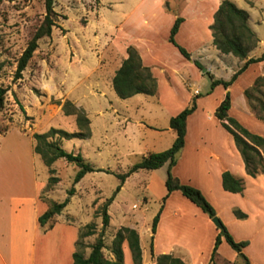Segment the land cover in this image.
<instances>
[{
    "label": "crops",
    "instance_id": "obj_1",
    "mask_svg": "<svg viewBox=\"0 0 264 264\" xmlns=\"http://www.w3.org/2000/svg\"><path fill=\"white\" fill-rule=\"evenodd\" d=\"M220 1L97 0L96 18H100L101 27L93 32V37L88 40L86 33L74 31L63 35V42L68 45L61 54L65 58L60 76L63 98L81 108L88 120L93 116L100 127L98 133L105 135L111 146L122 145L135 162L147 153L170 146L175 133L168 120L193 99L194 110L185 119L184 142L170 172L180 183L200 191L234 241H246L241 253L249 264H264V171L254 176L245 173L232 136L214 116L227 93V115L250 133L264 138V122L256 117L250 107L252 100L244 95V90L263 74L264 59L247 64L226 87H210L211 80H229L247 58L263 52L264 0H230L246 11L247 25L256 38L255 45L241 60L221 53L212 43L208 26ZM177 17L181 21L173 38L188 53L187 58L168 41L169 29ZM128 46L136 50L142 66L155 80L151 95L136 93L119 98L112 88L111 78L126 57ZM51 85L55 86L52 81ZM10 130L20 138L17 140L24 137L18 130ZM8 132L0 136V264H70L79 227L61 220L60 213L50 219L49 227L38 225L37 217L46 209V203L39 198L42 182L34 175V152L28 137L24 161L23 155H18L19 147L5 149L2 141ZM91 136L90 127L89 136L84 139ZM101 146L94 143L96 155ZM5 165L10 167L9 174ZM143 170L132 172L122 183ZM147 171L146 189L157 181L164 182L166 164ZM224 171L241 180L239 192L222 188ZM177 192L167 194L166 206L159 213L153 233L148 224L150 216L135 213L127 220L113 200L108 205V217L113 211L118 214L114 231L120 226L137 231L141 264H155L158 254L176 256L185 264H242L239 254L222 236L210 261L218 228ZM144 202L145 199L138 200L135 206ZM234 210L244 216L237 217ZM144 235L150 239L148 253L142 246ZM121 249L124 264H130L125 242Z\"/></svg>",
    "mask_w": 264,
    "mask_h": 264
},
{
    "label": "rangeland",
    "instance_id": "obj_2",
    "mask_svg": "<svg viewBox=\"0 0 264 264\" xmlns=\"http://www.w3.org/2000/svg\"><path fill=\"white\" fill-rule=\"evenodd\" d=\"M96 9L97 0H53V25L50 34L37 40V47L22 71L21 77L14 79L16 59L42 21L43 0H2L0 2V85L8 87L0 112V136L12 128L24 136L21 140H17L20 138L10 130L2 141L7 150L19 147L17 152L18 155H23V161L27 141L25 137L30 140L31 147L33 145L31 133L45 132L49 127L68 132L77 130L74 115H64L60 108L62 102L67 100L63 98L60 77L62 62L65 60L61 55L62 49L68 48L67 42H63V35L67 31H74L82 35L86 33L88 40L92 38L93 32L101 27L100 18H96ZM57 60L61 61L56 64ZM51 81L55 86L52 87ZM252 94L255 95L253 92ZM52 100H58L59 104L52 103ZM18 104L22 106L23 112ZM90 118L88 128L90 130L91 127L92 136L89 140L60 138L58 141L62 149L74 154L78 152L85 161L93 167L103 169L102 171L86 173L72 184L77 170L72 163L62 158L56 159L50 165L53 172L49 174L48 168L44 166L37 154L33 153L32 159L34 175L39 182H42L39 191L41 200L60 202L67 196V190L73 187V193L68 197L69 200L58 217L82 229L85 224H91L95 233L83 239L86 244L91 243L101 229L100 209L106 198L112 196L113 205L121 210V214H124L127 220L135 213L143 214L147 218L150 216L148 224L151 223L158 209L159 213L162 212L167 199L163 180L159 183L155 182L153 186L146 189L145 182L149 175L147 170L140 172L141 174L137 177L127 179L124 184L119 181L116 174L125 172L136 159L127 156L122 145L111 146L108 142L110 140L98 133L100 127L96 126L95 118L93 116ZM151 133L157 136L155 132ZM95 142L102 145L98 155L94 150ZM4 167L9 174L10 169L8 172L7 169L10 167L7 165ZM49 175L56 180L47 182ZM118 185L120 187L122 185V188L119 187L115 191ZM143 199H145L143 204L135 206L136 201ZM117 217L118 214L115 211L111 212L108 225L103 230V241L106 246L115 232V226L118 225ZM149 241V237L144 235L142 246L146 253L149 251ZM85 252H88V248ZM103 252L106 256L108 255L106 249Z\"/></svg>",
    "mask_w": 264,
    "mask_h": 264
},
{
    "label": "trees",
    "instance_id": "obj_3",
    "mask_svg": "<svg viewBox=\"0 0 264 264\" xmlns=\"http://www.w3.org/2000/svg\"><path fill=\"white\" fill-rule=\"evenodd\" d=\"M2 0H0L1 2ZM44 15L42 21L33 31L30 39L26 43L24 49L16 59L13 78H20L21 73L26 67L33 51L37 47V40L43 36H48L53 25V0H43ZM181 18H175L169 33L168 41L173 44L178 51L185 57L188 53L174 41V34L178 28ZM209 30L212 36V43L221 53H229L238 59L246 58L247 52L256 43L253 32L247 25V13L245 10L236 7L230 0H221L217 5L213 15L212 22L209 24ZM264 59V50L257 57L247 58L242 66L236 70L229 80H211L210 87L221 84L223 87L229 85L249 63L261 61ZM1 67V62H0ZM112 88L119 98H126L136 93L151 95L155 91V80L149 69L142 66L140 58L133 47L126 48V57L121 61L118 68L114 71L111 78ZM8 90L7 86L0 85V112L3 107L5 94ZM255 93V95L252 94ZM244 95L250 102V107L254 111L256 117L264 122V64L263 74L254 79L251 87L244 90ZM52 103L59 104L58 100H52ZM229 97L225 93L224 98L214 110V116L220 121L221 126L232 136L234 145L238 150L243 162L245 173L254 176L264 171V138L250 133L237 123L233 118L227 115L229 108ZM19 109L23 112L20 104ZM195 104L193 99L190 103L182 108L178 113L171 116L168 120V126L174 131L175 137L169 147L162 151L150 152L141 156L136 162L132 163L125 172L116 174L120 182H123L132 172L138 169L152 170L163 164H166V173L164 178V188L166 194L173 190H178L184 197L195 204L209 218L213 217L214 210L206 201L200 191L190 185L182 184L174 177L170 169L176 162L178 151L183 145L185 134V119L188 114L194 110ZM64 115L73 114L77 125L76 131H65L59 128L49 127L45 132H33L30 137L33 141L32 150L41 159L44 166L51 174L53 169L50 165L56 159L62 158L66 162L72 163L77 170L74 173L72 184L80 180L84 174L94 171H102L101 168L93 167L77 152L65 151L60 147L59 139L70 138H87L89 136L88 119L80 108L75 107L70 101L65 100L60 106ZM108 172L107 170H104ZM56 178L49 175L47 182H53ZM221 186L228 192H239L242 189V182L239 178H235L229 172L221 173ZM120 185L115 188L118 190ZM114 191V192H115ZM73 193V187L66 192V197L60 201H45L46 209L37 217L38 225L42 228L50 226V219L59 214L62 208L67 204L68 197ZM112 196L106 198L101 205V229L89 244L84 242V238L94 234L91 224H85L82 228H78L76 238L73 242V250L71 253L70 264H124L122 257L121 244L125 242L130 255V264H141V248L139 244L138 233L135 229L128 226L118 227L110 243L106 246L103 241V230L108 225L107 206L110 204ZM159 209L154 214L150 223V231L153 233L159 216ZM233 213L237 217L244 215L237 210ZM220 236L228 246L237 252L240 256L242 264H249L247 258L241 253V249L246 245V241H234L225 227L218 228L210 254V261L215 256V250L219 243ZM88 248V252L85 249ZM151 249V244L149 243ZM106 249V256L103 250ZM155 264H185L180 258L170 254H158L154 257ZM235 264V263H232Z\"/></svg>",
    "mask_w": 264,
    "mask_h": 264
},
{
    "label": "water",
    "instance_id": "obj_4",
    "mask_svg": "<svg viewBox=\"0 0 264 264\" xmlns=\"http://www.w3.org/2000/svg\"><path fill=\"white\" fill-rule=\"evenodd\" d=\"M211 222L214 224L215 227L220 228L221 227V222L216 216H213L210 218Z\"/></svg>",
    "mask_w": 264,
    "mask_h": 264
}]
</instances>
